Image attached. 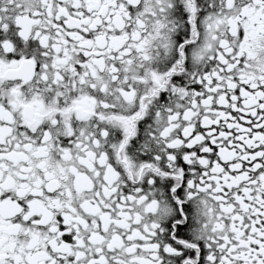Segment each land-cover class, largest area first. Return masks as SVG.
I'll list each match as a JSON object with an SVG mask.
<instances>
[{
  "label": "snow or ice",
  "instance_id": "obj_1",
  "mask_svg": "<svg viewBox=\"0 0 264 264\" xmlns=\"http://www.w3.org/2000/svg\"><path fill=\"white\" fill-rule=\"evenodd\" d=\"M0 264H264V0H0Z\"/></svg>",
  "mask_w": 264,
  "mask_h": 264
}]
</instances>
